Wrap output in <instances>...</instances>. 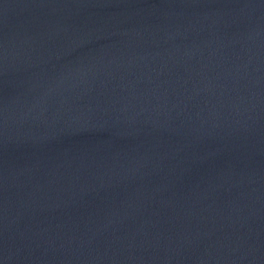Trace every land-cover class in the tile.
<instances>
[{"label": "water", "instance_id": "95a60500", "mask_svg": "<svg viewBox=\"0 0 264 264\" xmlns=\"http://www.w3.org/2000/svg\"><path fill=\"white\" fill-rule=\"evenodd\" d=\"M0 264H264V0H0Z\"/></svg>", "mask_w": 264, "mask_h": 264}]
</instances>
